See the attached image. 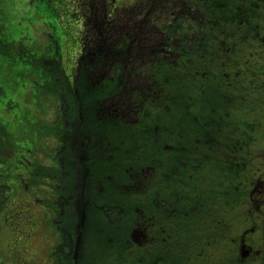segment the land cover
<instances>
[{
  "label": "rangeland",
  "instance_id": "obj_1",
  "mask_svg": "<svg viewBox=\"0 0 264 264\" xmlns=\"http://www.w3.org/2000/svg\"><path fill=\"white\" fill-rule=\"evenodd\" d=\"M4 1L5 0L0 1V28L2 27L7 31L4 35V40L6 43L10 42L8 49L11 53L3 52L1 54L0 52V102L5 101L3 98L5 95L16 96L18 90L22 88L24 83L26 84V87L23 88L25 90H29L36 85L35 76L25 72L24 76H26V80L21 81V74L17 72L22 69L21 64L29 71L35 72L37 70V64L32 63L26 65L27 63L20 61L24 58L23 55L19 56L18 54L21 45L29 43L34 46L31 47V53L33 55L30 59L39 60L38 58H40L39 64H42V61L53 63L56 58V53L59 52L58 48H60V46L58 45H62V59L60 57L57 64L54 66L50 65V67L53 70L54 68L56 70L62 68L63 70L70 67L72 70V65L74 61H77L79 49L82 47V39L87 43L86 51H88L94 46L98 39L112 37L118 31L122 34L128 33L134 37L135 44L132 46L133 50L131 48L130 51V54H134L138 52L140 48L141 51H145L147 47L154 45L155 40L162 38V33L158 31L157 28H165L172 21L180 19L185 13L191 15L196 13L197 16L200 15L204 19H209L207 25L202 28L203 32L199 31L198 33L203 35L206 34V41L213 39L214 41L206 44V47L200 46L199 49H193L197 55L201 54L200 50L206 49L207 47L211 48L212 52H215L218 44L221 45L224 43V46H235L237 48L234 55L235 58L242 54L244 50L245 54L250 55L247 58L252 60L250 61L249 69L245 68L246 72H244V77L241 76V78L237 79H242L243 84L251 86L249 91L253 94L257 88L261 90L264 89V37L261 38L264 36V0H200V2H197V5H195L194 11L188 0H65V10L68 11H66L68 14L65 11L59 10L60 16H58L59 14H57L56 10H52L53 6L57 5L56 0H54L53 3L47 2L46 0H15V3L11 0H8L6 3H4ZM104 3L106 5H104ZM51 4L52 6L49 7ZM196 6H200V9L196 8ZM83 7L86 9L84 16L79 14L83 10ZM98 7H106L107 14L110 17L113 16V24L110 28L99 27L98 14L88 11V8L94 11ZM236 7H238V10L234 11ZM242 9L244 16L248 17L250 15V21L246 24L242 23L239 16ZM232 11H234V13ZM70 12H77L80 19H76L77 13L69 14ZM15 31L18 32L14 34ZM77 35H79V42H77V39L75 41V36L78 37ZM35 40H39L41 45L35 46ZM231 53L234 54L233 49ZM25 56H27V53ZM84 56H89V59L85 61L89 64L90 58L92 57L86 52ZM210 56L211 57L208 56L209 58L207 61H214L215 59L212 53ZM220 56L222 57L221 60L224 61L233 60L232 56L225 53L220 54ZM197 57L198 56H196V58ZM14 58H19L20 60ZM115 58L122 59L121 55ZM141 62L142 59H140V63ZM235 62L237 61L235 60ZM135 64H138L137 60ZM109 65L110 60L107 61V67ZM255 71L260 73V79L255 78L259 77ZM37 77L36 80L38 83L36 89L45 85L46 88L44 87L42 90L46 89L50 91L49 93L53 99V93L57 91L53 88L59 83L64 84L65 87L69 83L64 72L54 75L50 83H46L50 79V71L48 70L42 75L37 74ZM70 80H73V76L70 77ZM141 80L145 81L143 78H133L131 83L140 82ZM239 83L240 81H236V84ZM235 86L238 85H232L233 88ZM22 91L23 90L20 91L21 94ZM219 91L220 88L214 90L211 96L214 103L209 105L207 97H203V99L206 97L204 101L207 104V108H199L198 104L201 102L199 100H195L193 105H190L186 99L180 97V102H178L183 110L185 108L184 105H187L188 108V117H186L187 122H183L181 128L184 131L181 133L184 136L182 140H184L186 144L190 142L194 144V136H197L202 130V134L200 135L202 139L198 137L201 139L200 150L195 147V151H192V156L187 157V160L191 158L192 161L195 160L199 165L197 169L193 168L194 170H192V172L181 171L177 175H172L169 180H166L161 185L160 182L156 181L158 178L157 175L152 176L148 173V169H146L145 166L146 164H150L151 160L158 164L157 166L161 171L166 169L170 163L171 166L176 164L174 162L178 159L177 156L174 157V155L170 154L169 150H158L155 141L156 135L158 136V140L162 142H164V138L167 136L164 135L163 138L162 132L164 127L160 128L161 125H164L163 117L157 122L159 126H152L148 131L140 135L141 139H148V142L145 140L146 144L144 145L139 144L136 140L138 137L134 138L132 134H128L124 137V132L121 129H117L114 133H111L107 139V144L113 148L115 155L122 160V164L120 168L117 167V170L125 172L130 169L129 167L131 166L136 170L138 162L144 160V168L139 169V173L138 168L136 171H126L128 181L143 180L144 188L142 186L140 189L143 190L137 192V196L140 199L148 201L147 198L152 187L160 192V196H166V190L176 189L177 185H182L181 190L177 191L180 196V198L177 199V204L171 202L173 211L166 210L165 212L170 216L173 212L182 229L185 227L188 232L197 230V235L199 238L203 237V241L205 240L206 244L198 248L197 246L195 248L191 247L199 243L198 240L193 237L189 245L191 248L187 254L175 253L171 250V253L168 255L167 260H169V262L167 264H224L226 261H230V263L234 264L233 259L242 261L243 264H264V231L262 229L264 227V215L257 220L254 218V221L250 223L256 224L258 228L254 234H249L246 238V243L252 248V251L254 249H260L261 254L253 255L251 253V255L245 259L239 257L241 260L238 259L237 246L234 248L235 258H228L229 260H227L226 257L233 253L231 250V235L234 236L238 233V230L243 228L242 226L245 222H249L246 221L249 217L245 213L248 203L245 200L240 201L237 209V218L233 222H228L225 227H217V221L212 220L220 216V200L218 197L222 194L220 193L221 189L222 191L224 188L231 189L235 185L236 188L241 189V191H246L247 193L251 186L250 182L263 171L264 99L258 102L256 100L249 102V97L251 95L248 94L247 106L250 103H257L255 106H259V113L256 114L255 109H250L251 111L253 110L250 114H255V117L248 122L239 120L240 125L249 123L246 125V128H233L232 123L228 126L226 120L218 119L216 108L219 109L221 106L228 107L232 103H237V108L242 107L240 104L242 103V93L237 92L235 94V92H231L227 94L228 99L231 100L230 103L222 104L221 101L218 104L216 101L220 100V96L218 95ZM25 103L29 104L30 101L25 99ZM115 106L116 109H119L118 106L122 107L121 110H116L117 112H126L124 103L121 102L118 103V106ZM43 108L42 124L53 125V121L56 119L54 115L57 111L54 107H50V105L44 106ZM181 108L179 110L180 112ZM155 109V105L150 106V111ZM8 110V105L1 106L0 115L7 114L8 112L9 115H11L12 111ZM59 110L63 111L62 109ZM92 110H96V108ZM71 111L72 117L69 118L66 115L63 122L64 124L68 122L67 140L70 142L72 148L70 152L66 150L64 157L60 158L61 166L60 170L57 171L60 175L59 183L63 182L60 185H58V183L56 184V192L53 191L54 186L52 188L51 186L44 185L42 193H51L52 190L53 196L56 193L59 197H62L63 204L61 208L56 204L57 199L54 203H51L50 206L48 204L47 207L52 208V216L54 219L56 221L59 220L62 227H67L65 230L68 234H71L69 235V239L72 244L77 242V247L72 254L70 249V254L66 256L68 264H124L126 263V258L120 257L119 252H116L115 255V243L105 238L102 233L104 225V216L102 215L103 206H100L98 201L94 198L95 193L98 194L100 191L95 184L86 182L84 169L82 167L86 162L84 160L85 151L80 146V137L78 134L81 123H85L81 115V109H72ZM64 112H67V108L64 109ZM127 114L128 116H125V122L132 121L133 117L129 116V111H127ZM20 115L21 111H19V116ZM91 116L92 115L89 117ZM202 117L207 119V122L212 120L214 122L217 121V124L214 125L215 130L220 128V132L210 131L208 127L199 120ZM15 118V116L8 118L10 121L8 123L10 126H13V129L9 132L10 134H7L4 130V132H2L4 141H0V162L4 159V162L9 164V166L11 164V171L16 169L13 165L14 156L19 155L21 157V153L18 154V149H20L19 145H15L13 142H23L22 140L30 136L29 132L25 131L24 127L18 121H15ZM18 119L20 120L21 118L19 117L17 120ZM30 122L32 121L30 120ZM120 122L123 123V120ZM88 124H92V121H89ZM200 124L202 125L201 127ZM92 125H94V122ZM112 126L117 127L113 124ZM0 131L2 130L0 129ZM115 134H120L122 139H118ZM38 140L48 148L52 147L51 149L53 151L54 144L50 138L39 136ZM239 141L246 144L249 142L252 143V151L253 153L256 152V154H259V157H252L254 160L250 159L247 164L246 161H243L242 164L232 165L231 154L236 155L235 157L239 154L233 149V145L238 144ZM211 146L214 147V153L208 151ZM62 150H65V148L60 149V151ZM36 152L39 155V152ZM104 152H106V150H104ZM20 157L17 160L18 164L23 162ZM49 157H51V154ZM42 158L44 157L42 156ZM49 159L50 158L47 157V161ZM26 160L28 161V159ZM7 164L5 166H7ZM0 165L3 164L0 163ZM50 168L46 166L36 170L35 175H37L39 181L46 176V174L54 176L56 171L53 167L51 170ZM5 171V167L0 169L2 173V175H0V184L2 182L1 179L5 180V178H7L8 181V177H13V180H15L14 176L10 174L7 175V173H4ZM18 172H22V168L19 167ZM70 176L73 178V181L71 184H68L67 180ZM52 180L53 179H49L48 182ZM16 183L18 184L8 182V187L6 188L8 192H10L6 198H4L5 196L3 197V201H0V264H51L52 260L49 250L52 245L57 242L55 239L56 233L59 234L60 238L62 229L56 226V222L51 221L52 224L50 223L49 214L46 217V225L49 227L47 229L46 227L43 228L42 210H39V214L37 206L34 205L36 202H32V200L30 203V211L33 218L37 219L41 217L42 230L38 222L29 226V224L33 222L29 217L28 205L24 204L19 207V205L23 203L22 201H24L27 191L23 189L25 186L23 183L19 181H16ZM121 189V191H116L112 188V195H108L109 197L102 201H105L103 203L107 205L115 202L119 198H126V203L131 207L128 214V217L131 219H128L125 222L126 227L123 226L122 228L123 232L128 231L127 233H129L131 228L128 226V223L132 224L133 220L138 218L140 210L137 209L136 205L141 201L140 199L137 200L138 197L132 199V196H134L132 193H127L122 187ZM1 194L4 195L1 193L0 187V195ZM87 194L88 197H86ZM41 197L43 198V196ZM41 197L37 196L35 199L40 201ZM161 198L162 197H160V199ZM245 198H247V194ZM41 203L43 208L46 209L45 202L42 200ZM131 203H133V206ZM209 205H212L214 209L217 208L216 212L212 214L214 210L211 208L210 211ZM176 206H178V208H189V213L184 210H177L176 212L174 209ZM5 209L7 210L4 211ZM15 210H17L16 214L6 215L8 211ZM156 210L157 211L154 212L155 217L157 212L163 211L160 208ZM151 215L152 211L150 209L148 219ZM83 217H85V227ZM165 220H167V222H162V225L168 231L170 230V226L174 223H170L171 221L168 218ZM208 220H212L209 225H207ZM110 230L120 234L115 223L110 224ZM182 233L183 231L181 234ZM61 242L62 238L59 243ZM123 244L126 245L127 241ZM167 246V250H170V241ZM58 256L66 263L62 253H59ZM155 263H157L156 260L153 264ZM159 263L160 262H158V264ZM164 264L166 263L164 262Z\"/></svg>",
  "mask_w": 264,
  "mask_h": 264
},
{
  "label": "flooded vegetation",
  "instance_id": "obj_2",
  "mask_svg": "<svg viewBox=\"0 0 264 264\" xmlns=\"http://www.w3.org/2000/svg\"><path fill=\"white\" fill-rule=\"evenodd\" d=\"M59 1L60 4H64L61 0H57ZM71 1H74V0H71ZM110 1H113V0H110ZM104 5H106L104 3ZM55 8V7H54ZM52 8V10L54 9ZM83 10L81 11L82 14H85L86 12V9L85 7L82 8ZM90 12L92 13H106L107 12V9L106 7L104 8H101V7H98L96 10H91L90 8H88ZM103 9V10H102ZM106 9V10H105ZM105 10V11H104ZM118 40V39H116ZM106 43V39H98L96 41V43L94 44V46L96 45H99V46H102ZM86 44V45H85ZM84 46H87V43L84 41ZM92 46L90 48V50H93V47ZM222 51H224L225 53H228V50L226 48L222 49ZM91 55V54H89ZM106 53H101L99 51V53H93V57H95V60L94 62L92 63V68H90V70H85L84 73L85 74H88L90 72L92 73H98L99 76L100 74L103 72V67L101 65V62L104 61V58L106 57ZM79 69H77L78 71ZM94 83L92 84V88H94ZM73 90V89H71ZM169 132H171V129H169ZM56 139H58V135H56ZM57 147V146H56ZM165 149H168V150H171L172 154H176L175 153V150L177 149V146L174 144V143H169V144H165L164 146ZM186 151V152H185ZM192 151H195V149L193 147H187L181 154L178 158H181L180 160V163L178 165V168H183L184 166H186V161L183 160V158H186L188 154L192 153ZM94 149H93V146H90V145H87L86 144V148H85V156L87 158V161L85 163V167H84V174H85V180L90 182V183H95V182H98L100 183V185L102 187H105L107 190H108V187H107V182H106V178L107 177L109 179V182L113 185V188L114 190L118 191L119 190V187L120 185L122 184L123 182V178L126 177L127 175H122L121 173L118 174V176H114L112 177L111 175H107L106 176V171L103 172L104 170V167H103V164L100 163V160L97 161L94 157ZM58 151L54 152V154L57 155ZM155 155V154H153ZM152 155V156H153ZM150 165L148 166V173L152 176H155L157 175L158 178L156 181H159L160 182V185L162 184V181L165 182L166 180H168V178L171 176V170H169V166L166 168V169H163V170H159L158 168V164L155 163V161L151 160L150 161ZM184 164V165H183ZM143 180L140 179V181H134V180H129L127 178H125V183L129 186H141L143 185ZM162 190V189H160ZM150 193H151V207H152V215H151V218L153 220H155V214L154 212L157 211L156 209L157 208H160L162 209L163 211L161 212H157L156 213V216H163V214L165 213L166 210H168V206L165 204L167 202H163L162 199L160 201V192L157 191V189H155L154 187H152V189H150ZM166 198H169L170 195H171V192L170 190H166ZM180 210H183V207L180 208Z\"/></svg>",
  "mask_w": 264,
  "mask_h": 264
},
{
  "label": "trees",
  "instance_id": "obj_3",
  "mask_svg": "<svg viewBox=\"0 0 264 264\" xmlns=\"http://www.w3.org/2000/svg\"><path fill=\"white\" fill-rule=\"evenodd\" d=\"M190 89H189V92L190 93H194L195 91H196V85H195V83L194 82H192L191 83V85H190ZM210 125V124H209ZM176 133V136H177V132H175ZM224 192V193H223ZM220 193H222V194H220L219 195V197H218V199L220 200L219 201V208H220V210H221V212H222V214L221 215H226V213L227 214H230V212H231V208H233L234 206H233V202H231L232 200H235V201H237L242 195L240 194L241 192L238 190H236V187H235V185L233 186V188H224L223 189V191H222V189L220 190ZM227 201V202H226ZM228 201H230V202H228ZM220 210H219V212H220ZM220 215V216H221ZM226 217H222L220 220H219V224L221 225L222 223L223 224H225L226 223ZM207 223H210V220H208L207 221ZM143 228H145V226H143ZM181 229V228H180ZM187 229L189 230V228L187 227ZM182 230H184L185 232H184V234L182 235V237H180V236H177L176 238H177V242H175L179 247H181V248H184V249H188V247H189V245H190V242L192 241V239H193V237H195V234H194V232L193 231H191V232H188L186 229H185V227H183V229ZM64 239H65V243H66V245H68V246H70L71 245V240L69 239V236H66L65 235V237H64ZM195 239H197L198 240V242H201V240H202V237H200V238H195ZM66 253H67V251H66Z\"/></svg>",
  "mask_w": 264,
  "mask_h": 264
},
{
  "label": "water",
  "instance_id": "obj_4",
  "mask_svg": "<svg viewBox=\"0 0 264 264\" xmlns=\"http://www.w3.org/2000/svg\"><path fill=\"white\" fill-rule=\"evenodd\" d=\"M254 191H257L260 196L256 199H253V204L255 206L256 209L259 208L260 203L263 201L264 199V180H257L254 187L251 190V193H253Z\"/></svg>",
  "mask_w": 264,
  "mask_h": 264
}]
</instances>
